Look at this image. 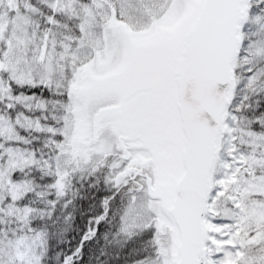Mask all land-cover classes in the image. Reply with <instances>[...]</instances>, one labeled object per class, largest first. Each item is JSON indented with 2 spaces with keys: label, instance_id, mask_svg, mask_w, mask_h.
<instances>
[{
  "label": "snow or ice",
  "instance_id": "1",
  "mask_svg": "<svg viewBox=\"0 0 264 264\" xmlns=\"http://www.w3.org/2000/svg\"><path fill=\"white\" fill-rule=\"evenodd\" d=\"M0 264H264V0H0Z\"/></svg>",
  "mask_w": 264,
  "mask_h": 264
}]
</instances>
